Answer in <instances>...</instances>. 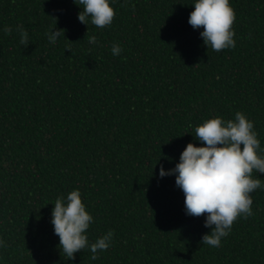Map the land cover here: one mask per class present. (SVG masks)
Instances as JSON below:
<instances>
[{
	"label": "trees",
	"instance_id": "16d2710c",
	"mask_svg": "<svg viewBox=\"0 0 264 264\" xmlns=\"http://www.w3.org/2000/svg\"><path fill=\"white\" fill-rule=\"evenodd\" d=\"M0 264H264V0H0Z\"/></svg>",
	"mask_w": 264,
	"mask_h": 264
}]
</instances>
